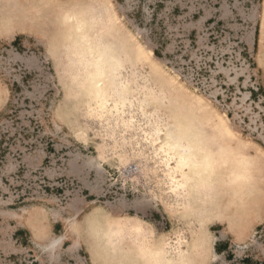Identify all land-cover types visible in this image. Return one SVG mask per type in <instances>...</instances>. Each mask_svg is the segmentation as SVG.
Wrapping results in <instances>:
<instances>
[{
    "label": "rangeland",
    "instance_id": "obj_1",
    "mask_svg": "<svg viewBox=\"0 0 264 264\" xmlns=\"http://www.w3.org/2000/svg\"><path fill=\"white\" fill-rule=\"evenodd\" d=\"M186 258L264 264V0H0V264Z\"/></svg>",
    "mask_w": 264,
    "mask_h": 264
},
{
    "label": "bare ground",
    "instance_id": "obj_2",
    "mask_svg": "<svg viewBox=\"0 0 264 264\" xmlns=\"http://www.w3.org/2000/svg\"><path fill=\"white\" fill-rule=\"evenodd\" d=\"M119 78H120V76H119ZM101 84L102 83H100V81H98V82H96L95 87H100ZM104 95L106 96L105 91L103 93H100V97H103ZM117 97L118 96L113 97V98L116 99ZM103 98H105V97H103ZM102 101L104 102L103 99L101 100V102ZM123 104H124V102H123ZM192 143H193L192 139H190V140L183 139L182 136H180V135L178 137L171 138V137L167 136L166 134H164L160 139V145L162 146V147L161 146L160 147L164 149V153H166V151H167V150L165 151L166 147L170 148V151L169 152L167 151V152L170 155V157H169L170 161L173 160V163L176 165V167L175 166L174 167L177 168L176 170L179 173L178 177L183 178V176L185 175V172L188 168L193 167V166H195L201 162L199 158H202V155H201L202 150H200V148L194 147ZM170 152H171V154H170ZM172 168H173V166H172ZM174 170H171V171L173 172ZM175 173H176V171H175ZM175 173L173 172V174H175ZM173 174L171 177H173V179H174ZM178 177H176V178L178 179ZM176 263L190 264V262L187 258L184 259L183 261H180L178 259Z\"/></svg>",
    "mask_w": 264,
    "mask_h": 264
},
{
    "label": "crops",
    "instance_id": "obj_3",
    "mask_svg": "<svg viewBox=\"0 0 264 264\" xmlns=\"http://www.w3.org/2000/svg\"><path fill=\"white\" fill-rule=\"evenodd\" d=\"M218 245H220V243L219 242H216L215 244H214V252H215V255H222V254H224V253H226V251L229 249V246H227V244H226V247H224L223 249L221 248H219L220 250L219 251H217L216 249L218 248ZM219 252V253H218Z\"/></svg>",
    "mask_w": 264,
    "mask_h": 264
},
{
    "label": "trees",
    "instance_id": "obj_4",
    "mask_svg": "<svg viewBox=\"0 0 264 264\" xmlns=\"http://www.w3.org/2000/svg\"><path fill=\"white\" fill-rule=\"evenodd\" d=\"M224 247H226V244H221L218 245V248L216 249L217 251H219L221 248L223 249ZM220 248V249H219ZM219 253V252H218Z\"/></svg>",
    "mask_w": 264,
    "mask_h": 264
}]
</instances>
